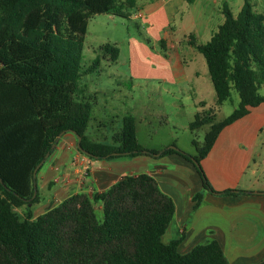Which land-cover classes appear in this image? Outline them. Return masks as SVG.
I'll use <instances>...</instances> for the list:
<instances>
[{
  "label": "trees",
  "instance_id": "1",
  "mask_svg": "<svg viewBox=\"0 0 264 264\" xmlns=\"http://www.w3.org/2000/svg\"><path fill=\"white\" fill-rule=\"evenodd\" d=\"M135 0H0V264H228L215 240L186 253L179 239L162 237L174 214L170 196L149 174L124 175L108 189L71 194L33 217V171L64 132L80 137L77 150L92 159L177 154L193 164L203 190L214 191L201 167L220 130L264 102V17L243 0L234 15L224 3L223 22L210 39L195 47L203 55L216 105L239 96L237 107L222 120L195 114L191 130L209 124L202 147L191 155L174 143L160 150L137 142L131 115L121 119L112 143L86 134L89 101L76 99L81 75L94 70L100 57L81 65L87 21L95 14H120ZM102 50L117 57L118 49ZM201 193L195 194L199 201ZM24 206L20 213L16 207ZM255 264H261L257 262Z\"/></svg>",
  "mask_w": 264,
  "mask_h": 264
},
{
  "label": "rangeland",
  "instance_id": "2",
  "mask_svg": "<svg viewBox=\"0 0 264 264\" xmlns=\"http://www.w3.org/2000/svg\"><path fill=\"white\" fill-rule=\"evenodd\" d=\"M135 2L136 8H124L115 15L95 14L87 21L81 65H90L96 56L100 62L77 82L76 99L84 98L92 106L86 134L92 140L112 143L121 128L122 116L129 114L135 122L137 142L145 148L160 150L174 143L196 155V145L202 147L209 129V124L195 130L188 126L199 104H206L201 116H210L215 123L237 107L239 96L232 89L228 99L215 105L216 94L205 59L189 42L190 36L194 35L195 43H204L223 18L222 4L237 13L243 0ZM250 2L253 11L264 17V0ZM137 8L144 15H135ZM105 45L118 49L115 60L102 50ZM255 168L257 178L264 183V151ZM35 180L44 192L41 180ZM47 202L33 205L32 212ZM40 208L36 213L45 210ZM15 210L23 213L25 207Z\"/></svg>",
  "mask_w": 264,
  "mask_h": 264
},
{
  "label": "crops",
  "instance_id": "3",
  "mask_svg": "<svg viewBox=\"0 0 264 264\" xmlns=\"http://www.w3.org/2000/svg\"><path fill=\"white\" fill-rule=\"evenodd\" d=\"M135 15H144L143 10L137 8ZM216 29L210 30L209 36L206 32L205 42ZM190 37L189 42L197 45L194 35ZM199 105L194 116L206 106L204 102ZM263 151L264 102L224 126L201 160L212 189L247 191L236 195L203 190L193 164L177 154L92 159L77 150V138L72 132H64L35 175L41 180L44 192H40L35 180L38 195L42 197L33 205H40L41 200L48 202L40 206L45 210L36 213L41 210L38 206L32 214L35 217L43 213L71 194L104 191L124 175L146 173L174 203L173 218L162 237L164 242L179 239L177 250L186 253L195 245L215 240L228 264H264V183L257 178L255 168ZM198 192L199 201L194 199Z\"/></svg>",
  "mask_w": 264,
  "mask_h": 264
},
{
  "label": "water",
  "instance_id": "4",
  "mask_svg": "<svg viewBox=\"0 0 264 264\" xmlns=\"http://www.w3.org/2000/svg\"><path fill=\"white\" fill-rule=\"evenodd\" d=\"M62 134V133H61ZM61 134L57 137V140L59 139V137L61 136ZM77 138V147L79 148V141H80V137L79 136H76ZM55 144L52 145V148H54ZM49 153H47L44 158L38 163V165L35 167L34 171H33V176L35 177L36 173H37V170L39 169V167L43 164V162L45 161V159L48 157ZM36 193V187H35V184H34V193H33V196L35 195Z\"/></svg>",
  "mask_w": 264,
  "mask_h": 264
}]
</instances>
